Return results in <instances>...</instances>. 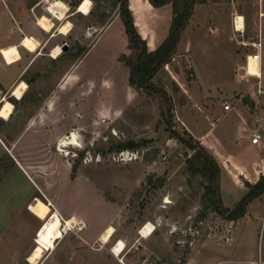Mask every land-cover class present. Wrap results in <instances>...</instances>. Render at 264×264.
I'll use <instances>...</instances> for the list:
<instances>
[{
    "label": "rangeland",
    "instance_id": "rangeland-1",
    "mask_svg": "<svg viewBox=\"0 0 264 264\" xmlns=\"http://www.w3.org/2000/svg\"><path fill=\"white\" fill-rule=\"evenodd\" d=\"M130 1V10L137 16L136 0ZM252 2L196 0L176 52L152 77V83L161 91L150 93L128 84L127 66L120 56L129 54L131 49L122 20L115 18L107 27L99 21L101 11L107 18L115 16L110 4L91 0V12L87 14L77 12L78 6L69 5L54 22V28L61 22L69 24V32L61 38L65 49L61 45L62 51L56 58L46 49L27 76L33 78L39 98L47 94L52 79L61 80L57 90L61 99L56 108L52 109V103L40 105L46 113L45 126L53 129L57 127L55 120L57 124L63 122L62 135L51 136L54 144L59 145L60 139L71 130L77 136V145L63 147L67 154L59 151L63 162L57 176L58 191L64 207L77 211L76 216L86 221V227L74 226L59 239L57 247L55 244L53 253L60 261L66 259V264H264V259H260L264 257V194L246 206L247 219L238 224L244 230V241L237 249L230 238L231 221L202 205L204 179L188 169L186 162L193 151L172 136V129L186 139L189 133L177 118L176 109L184 102L176 94V86L180 85L187 94L197 93L202 102L201 110H196L193 102L188 107L189 113H194L188 114L190 130L198 134L199 130L209 129L222 141L224 150H232L235 127L232 108L225 109L218 98H202L188 55L204 78H207L204 70L208 68L214 81L220 82L222 76L228 83L233 82L229 62L233 44L228 40L233 32L230 14L247 10ZM154 8L147 19L159 45L168 33L171 3ZM140 35L146 32L142 30ZM77 47H82V52L74 57L71 51ZM38 106L37 98L24 108L16 105L6 125L20 126ZM128 140L138 142L134 148L139 151L138 157L113 159L114 152L119 151L117 144ZM211 153L222 170V159ZM233 175L225 165L220 180L225 206H234L247 191L245 181L238 186ZM146 220L155 229L147 238H140L138 231ZM108 221L114 232L107 243L101 244L96 235ZM119 238L124 239L126 246L115 257L110 248ZM237 250L243 251L246 258L254 253L256 259H230ZM143 259L146 261L142 262ZM45 264L58 263L48 260Z\"/></svg>",
    "mask_w": 264,
    "mask_h": 264
},
{
    "label": "crops",
    "instance_id": "crops-1",
    "mask_svg": "<svg viewBox=\"0 0 264 264\" xmlns=\"http://www.w3.org/2000/svg\"><path fill=\"white\" fill-rule=\"evenodd\" d=\"M51 1L0 0V110L5 101L13 106L8 117L0 115V264H31L27 260L28 254L35 245L36 232L47 219L54 212L63 219L78 215L77 211L64 207L63 197L58 191L57 176L60 173L59 166L63 162V157L58 151L59 145L54 144L55 140L51 136L62 135L63 122L60 120L57 124L55 120L57 127L53 129L46 127L44 120L46 113L40 107L52 103V109L56 108L61 99L57 91L61 86V80L56 77L52 79L47 94L39 98L40 92L35 93L33 78L27 76L36 59L43 56L46 49L52 51L57 45L61 46V38L66 35L59 32V27L64 22L54 28V22L58 17L48 10V3ZM57 1L63 2L67 7L76 2V0ZM81 1L79 0V3ZM128 1L131 8V1ZM135 3L138 15L132 13L134 24L140 34L142 30L146 32V35L141 36L146 40L148 49L153 50L158 46V41L147 17L152 16L155 8L148 0H136ZM234 15L242 16L244 25L243 29L236 30L232 23L233 32L228 36V40L233 44L230 46L232 52L229 56L231 71L234 74L233 82L228 83L229 81L224 80L222 76H219L220 82L214 81L208 68L204 70L207 77L204 78L200 70L212 93L233 95L229 99H220L221 105L225 109L232 108L233 112L231 117L234 119L235 137L231 139L232 150H224L222 141L215 138L209 129L199 130L198 134L190 130L187 122L190 116L188 114L194 113H189L188 107L193 102L196 110L203 108L202 106L199 108V103L202 102L197 93L187 94V91L177 85L176 94L182 96L184 102L176 110L179 112L177 118L185 129L210 152L222 159L221 169L224 170L227 165L234 173V182L240 186L244 181L254 183L259 175L264 174V0H253L247 10L231 12V21ZM115 18H120L117 12L113 18L110 17L105 24L106 27ZM26 35H31L37 40L33 51L20 44ZM11 44L17 46L18 53L14 54L12 61H8L3 49ZM256 54L257 60L250 56L247 74L241 75L239 69L244 65L246 57ZM16 90H19L20 95H15ZM34 98L39 101L37 110L27 116L20 126H7L6 123L14 115L16 105L21 104L24 108ZM202 98L205 99L206 96L203 94ZM255 130L261 135L258 144L250 142L251 133ZM222 170H220V180ZM220 195L223 199L221 187ZM243 219H247L246 212L236 220H229L233 224L230 238L234 239L237 249L244 241V230L238 227ZM84 224L83 228L86 227L85 220ZM108 224L109 221L98 231L97 240ZM60 240L56 241V247ZM54 251L55 249L46 252L40 264H45L48 260L66 264V259H62V262L57 260ZM251 255L253 256L246 258L243 256V251L237 250L230 259H256L254 253Z\"/></svg>",
    "mask_w": 264,
    "mask_h": 264
},
{
    "label": "trees",
    "instance_id": "trees-1",
    "mask_svg": "<svg viewBox=\"0 0 264 264\" xmlns=\"http://www.w3.org/2000/svg\"><path fill=\"white\" fill-rule=\"evenodd\" d=\"M93 1L96 3L104 1L110 4L122 20L128 45L131 49L129 54H122L120 56V59L128 68V84L136 90L141 89L149 93L161 91V89H158L152 83V77L162 65L171 60L176 52L181 35L189 22L196 0H148L153 7L171 3V19L168 33L163 41L153 50L148 49L146 40L142 38L137 30L128 0ZM78 3L76 1L72 5L77 6ZM99 15V21L103 25L110 19L106 17L104 11H101ZM81 52L82 47H77L76 53L71 51V54L76 57ZM162 92L165 96L164 91ZM172 136L193 151L186 158L187 168L193 173L201 174L204 179V191L202 195V205L204 208L213 209L224 219L236 220L245 214L246 206L251 200L264 194V174H261L254 183L245 182L247 191L234 206H225L222 203L220 195V167L212 153L189 133L186 139L179 132L172 129ZM137 146L138 142L128 140L118 143L117 149H134Z\"/></svg>",
    "mask_w": 264,
    "mask_h": 264
},
{
    "label": "bare ground",
    "instance_id": "bare-ground-1",
    "mask_svg": "<svg viewBox=\"0 0 264 264\" xmlns=\"http://www.w3.org/2000/svg\"><path fill=\"white\" fill-rule=\"evenodd\" d=\"M90 5L91 0H82L79 3L76 11L82 14H87L90 10ZM48 7V10L52 13H55V16L58 18H61L64 14V11L67 9L66 4L57 0H52L50 3H48ZM242 19V16H239V18L237 19L236 25L238 29L242 28ZM69 30V24L67 23V21L61 24L59 27V32L63 34H67ZM20 44L26 47V49L33 51L36 48L37 40L31 35H26L22 38ZM61 49L62 48L57 45L51 51L50 55L56 58L61 53ZM3 53L8 61H12V59H14V54L18 53L17 46L14 44L8 45L4 47ZM15 95H20L19 90L15 91ZM12 107L13 106L10 102L5 101L4 106L0 110V115L2 117H8L10 111H12ZM73 144L77 145L78 142L76 132L74 130H71L69 135L64 136L62 139H60L59 150L65 155L67 153L63 147ZM165 202L168 203L169 199L166 198ZM83 224V220H79V217H77L76 215L69 216L63 219L57 212H54L38 230V233L35 236V245L29 252L27 260L31 264H40L45 253L48 251H53L55 249L56 241L63 237L64 233H66L68 230H71L74 226L83 227ZM154 229L155 225L152 222L147 221L145 222V225L140 227L138 233L143 238H147L152 234ZM113 232V225L108 224L99 237V241L101 242V244L107 243ZM124 246L125 244L123 240L120 239L113 250H110L114 256L119 257L125 248Z\"/></svg>",
    "mask_w": 264,
    "mask_h": 264
},
{
    "label": "built area",
    "instance_id": "built-area-1",
    "mask_svg": "<svg viewBox=\"0 0 264 264\" xmlns=\"http://www.w3.org/2000/svg\"><path fill=\"white\" fill-rule=\"evenodd\" d=\"M240 15H234L233 18H232V23H233V27L238 30L237 28V25H236V22H237V19L239 18ZM60 19V18H58ZM242 22H243V25H244V20L242 19ZM243 25H242V28H239L240 30L243 29ZM252 56L254 59L257 60V54L256 55H249L246 57V61L244 63V65H242L240 67L239 70H241V75L243 74H247V68H248V58ZM257 65H258V61H257ZM260 138H261V135H260V132L259 131H252L251 133V137H250V142L252 144H258L260 142ZM58 151L59 148H58ZM139 155V151L137 149H121L117 152H114V154L112 155V158L113 159H116V160H120V161H124V160H131V159H136ZM85 224H83L84 226ZM145 225V223L143 224ZM142 225V226H143ZM77 227V226H76ZM78 229V228H76ZM38 233V231L36 232V234ZM120 239L116 240L113 245L111 246V250H113V248L115 247V245L118 243ZM34 242H36V237L34 238ZM126 246V245H125ZM124 246V247H125ZM125 249V248H124ZM123 252V251H122ZM146 259H143L142 262H145ZM135 264H143V263H135Z\"/></svg>",
    "mask_w": 264,
    "mask_h": 264
},
{
    "label": "water",
    "instance_id": "water-1",
    "mask_svg": "<svg viewBox=\"0 0 264 264\" xmlns=\"http://www.w3.org/2000/svg\"><path fill=\"white\" fill-rule=\"evenodd\" d=\"M64 45H65V44H64ZM62 47H64V46L62 45ZM63 49H65V47H64ZM76 50H77V49H74L73 52H76ZM188 60H189V63H190L191 69H192V71H193V73H194V76H195V78H196V80H197V82H198V85H199V87H200L202 93H203L206 97H215V98H218V99L225 100V99H229L230 97L233 96V95H220V94L212 93V92L208 89V87H207V85H206V83H205V81H204V79H203V77H202V74H201L199 68L197 67V65H196V63H195V61H194V59H193L190 55H188ZM60 256L62 257V253H61ZM58 259H60V257H59Z\"/></svg>",
    "mask_w": 264,
    "mask_h": 264
},
{
    "label": "flooded vegetation",
    "instance_id": "flooded-vegetation-1",
    "mask_svg": "<svg viewBox=\"0 0 264 264\" xmlns=\"http://www.w3.org/2000/svg\"><path fill=\"white\" fill-rule=\"evenodd\" d=\"M59 258V257H58ZM59 261V259H57Z\"/></svg>",
    "mask_w": 264,
    "mask_h": 264
}]
</instances>
